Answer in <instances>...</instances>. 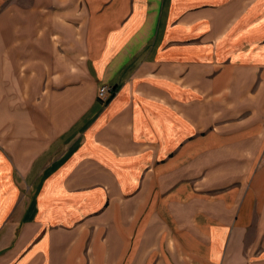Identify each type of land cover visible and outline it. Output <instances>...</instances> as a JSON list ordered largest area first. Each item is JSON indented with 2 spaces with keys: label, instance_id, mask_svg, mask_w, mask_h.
I'll use <instances>...</instances> for the list:
<instances>
[{
  "label": "crops",
  "instance_id": "obj_1",
  "mask_svg": "<svg viewBox=\"0 0 264 264\" xmlns=\"http://www.w3.org/2000/svg\"><path fill=\"white\" fill-rule=\"evenodd\" d=\"M1 1L0 264H264V0Z\"/></svg>",
  "mask_w": 264,
  "mask_h": 264
},
{
  "label": "rangeland",
  "instance_id": "obj_2",
  "mask_svg": "<svg viewBox=\"0 0 264 264\" xmlns=\"http://www.w3.org/2000/svg\"><path fill=\"white\" fill-rule=\"evenodd\" d=\"M29 1L30 0H20V2L22 4H27V3H29ZM1 2L2 1L0 0V3ZM72 11H73V15H74L73 17L75 19L76 17H78L80 15L81 9L76 7V8H73ZM0 43H1V40H0ZM16 43H17V41H14V44L13 45H15V47H16ZM74 46H75V44H74ZM0 53H1V45H0ZM0 59H1V56H0ZM73 60H74V67L75 68L80 67V65H79V58L76 57V56H73ZM73 74H74V79L75 78L76 79H80L84 85H88V81H87L86 75H85V73L83 71H74Z\"/></svg>",
  "mask_w": 264,
  "mask_h": 264
},
{
  "label": "built area",
  "instance_id": "obj_3",
  "mask_svg": "<svg viewBox=\"0 0 264 264\" xmlns=\"http://www.w3.org/2000/svg\"><path fill=\"white\" fill-rule=\"evenodd\" d=\"M110 91V88L107 85H101L98 88V97L102 98L103 100H107L108 99V93Z\"/></svg>",
  "mask_w": 264,
  "mask_h": 264
}]
</instances>
